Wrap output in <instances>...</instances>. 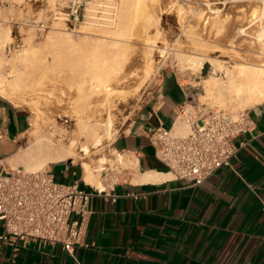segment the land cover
<instances>
[{
    "label": "rangeland",
    "instance_id": "rangeland-1",
    "mask_svg": "<svg viewBox=\"0 0 264 264\" xmlns=\"http://www.w3.org/2000/svg\"><path fill=\"white\" fill-rule=\"evenodd\" d=\"M262 1L87 0L84 20L72 26L53 18L58 0H0V85L3 87L0 88V95L4 94L2 96L8 97L14 105L27 111L30 118L28 131L20 142L18 157L33 150L37 136L51 135L49 137L54 144L66 145L73 139L82 142L78 117L84 122L104 120L109 114L112 121L109 138L87 155L80 153L74 163L61 162L73 164L80 170L81 163H86L92 170L96 160L103 157V152L111 149L112 140L127 129L136 111L157 86L161 70L169 65L175 69L181 82L191 85L196 112L216 108L231 113L248 112L257 105L245 107L235 102H226L223 106L217 104L214 98L207 96L205 80L213 76L225 84L228 73L234 70V53L239 51L242 56H254L252 43L264 29ZM91 6L93 11L88 14ZM241 27H245L246 33L238 37L236 32ZM134 34L136 37L133 36V39L130 35ZM227 34L233 36L232 42L241 45L239 49L230 46L232 51L230 43H225L227 47L224 45L221 39ZM149 36L152 39L149 42L153 43L143 44L146 48L141 42H146L143 38ZM129 39H132L130 43ZM221 48H224V55ZM80 52L89 59L94 56L96 60L100 58L111 62V70L102 72V76L85 75L91 79L93 87L97 83L87 99L77 87L78 79H72L73 63L69 66L64 64L67 57L81 56ZM22 54L27 62L22 60ZM119 54L120 57L126 55L121 60ZM205 55L216 56L217 60L213 59L222 69L212 72V64L205 62L198 70L191 59L199 60ZM63 76L65 79H60ZM231 76L234 78L235 74ZM90 82L82 85L83 89L86 90ZM188 110L189 115L182 120L187 127L192 115L196 114L192 108ZM33 122L38 124V129H34ZM187 130L180 135H185ZM113 160L110 159V164L116 165ZM134 162V157L124 156L120 167L127 170L128 165ZM19 165L24 164L10 163L13 168ZM49 166L43 169L47 170ZM58 168L52 170L54 176H58ZM129 171L134 172V169Z\"/></svg>",
    "mask_w": 264,
    "mask_h": 264
},
{
    "label": "crops",
    "instance_id": "crops-1",
    "mask_svg": "<svg viewBox=\"0 0 264 264\" xmlns=\"http://www.w3.org/2000/svg\"><path fill=\"white\" fill-rule=\"evenodd\" d=\"M186 84L172 66L164 67L127 129L112 140L111 151L134 157V172L123 171L106 195L91 199L85 246L70 255L59 246L34 243H19L14 251L0 241V264H264V105L247 112L253 130L235 139L245 146L232 169L190 187L172 179L150 140L159 128L174 132L189 108L196 113ZM29 121L27 111L0 95L5 167L18 161ZM55 167L58 176L52 174ZM47 171L57 182L84 187L82 170L73 164H53Z\"/></svg>",
    "mask_w": 264,
    "mask_h": 264
},
{
    "label": "built area",
    "instance_id": "built-area-1",
    "mask_svg": "<svg viewBox=\"0 0 264 264\" xmlns=\"http://www.w3.org/2000/svg\"><path fill=\"white\" fill-rule=\"evenodd\" d=\"M86 4L87 0H58L53 18L76 26L84 20ZM189 99L196 111L194 99L192 96ZM252 130L253 123L246 111L231 113L216 108L197 111L185 135L159 128L150 140L159 148L157 158L172 179L197 187L216 172L232 169L233 160L245 146L235 144V139ZM123 157L107 149L96 160L92 170L98 174L102 189L84 180V187L78 182L60 183L45 169L27 172L19 167H5L0 160V241L8 243L14 251L19 243H34L59 246L70 255L76 247L85 246L91 199L106 195V190L119 182L123 171L135 167L129 164L127 170L122 169ZM111 158L116 165L110 164ZM261 210L264 211V198Z\"/></svg>",
    "mask_w": 264,
    "mask_h": 264
},
{
    "label": "bare ground",
    "instance_id": "bare-ground-1",
    "mask_svg": "<svg viewBox=\"0 0 264 264\" xmlns=\"http://www.w3.org/2000/svg\"><path fill=\"white\" fill-rule=\"evenodd\" d=\"M260 2H261V0H260ZM262 2H264V1H262ZM90 8L88 9V10H90V11H88V14H90V12L93 11V6H91ZM139 27H137V28H139ZM244 28L241 27L237 30L236 33H237L238 37L245 35L246 32H245ZM139 31H141L140 28H139ZM149 32H150V30H149ZM7 33H9V32H7ZM136 34L130 35V36L133 38V36L136 37ZM148 34H146V36ZM262 34H264L263 28H262L261 34L258 36V38L254 39V42L252 43L254 46L253 50L255 49V51H253V55H254L253 57L252 56L251 57H245V55L242 56L241 54L238 53L239 51L237 53H234V54L232 53L233 54L232 60L235 64L234 68H233L234 70L230 71V72H232L231 74L228 73V76H227L228 78L226 79L227 82L225 84L218 82L216 80V78L213 76L210 79L205 80V88H206L207 96L210 98H214L217 101V104L219 103L221 106H223V104H225L226 102H228V103L235 102V104H237L238 106H245V107L264 104V38H261ZM53 36H55V35H53ZM142 36H144V35H142ZM223 38L224 39H221V40L224 41V45H225V43H227L226 45H228L230 43L229 47L233 46L237 49H239V46H241V45L235 44L234 42L231 41L233 36H228V34H227ZM144 39H146V42H144V43L141 42L142 45L145 43H150V45H152L153 42L152 43L149 42L152 40L150 38V36H149V38L148 37L143 38V40ZM131 40L129 39V43ZM138 42H139V40H138ZM133 43L134 42H132V44ZM205 44H206V42L204 43V45ZM143 46H145V45H143ZM149 46H148V48H149ZM230 48H232V47H230ZM86 49H88V48H86ZM214 49L216 50L217 48H214ZM221 50H222L221 54L224 55L225 54V52H223L224 48L223 49L221 48ZM230 50L233 51V48ZM145 51H147V50H145ZM226 52H227V50H226ZM243 52H245V51H243ZM213 53H215V52H213ZM79 54H81V56L76 57L73 55V56L67 57L64 64L67 66L68 64L73 63V69H74V75L75 76L72 75V79H78L79 86H77V87H79L80 92H84L85 95H83V96L85 99H87L90 96V94H92L94 92V89L97 87V83H95L96 86L93 87V84L90 82L91 79L86 78L85 75L90 74L92 77H99V75L102 76L104 73L111 70V66H110L111 62H108L107 59H100V58L98 60H96L94 56L90 57V59H89V58L85 57V55H82L81 52ZM121 54H124V52ZM125 55H123V57H120V54H119L120 59L122 60ZM222 55H221V57H223ZM19 56L21 57V55H19ZM116 56H118V55H116ZM215 57H213V58H215ZM213 58L205 55L202 59H199V60L191 59V61L196 65L195 67L198 70H200L203 67V64L205 62H207V63L210 62L212 64L211 65L212 66V72H216L222 68H220L219 64H217V62H216L217 59L215 58L216 59L215 60ZM230 58H232V57H230ZM18 60H20V58ZM22 60L23 61L25 60V62H27L26 58H24V55H23ZM116 60L118 61V59H116ZM121 60H119V61H121ZM31 64H34V63H31ZM82 69H83V71H82ZM102 72H104V73H102ZM232 74H235L234 78L231 76ZM60 79L64 80L65 76L61 77ZM89 82L91 83L90 86L86 90L83 89L82 85L89 83ZM218 83H220V84H218ZM0 88H3V87L0 85ZM14 88L12 89V92L15 90ZM13 93L15 94V92H13ZM2 95H4V94H2ZM17 96L18 95L16 94L15 97H17ZM7 99H8V97H7ZM10 101H12V100H10ZM86 107H88V106H86ZM90 116H92V115H90ZM89 117H87V119H89ZM82 119H81V117H78V122H77L78 127H79V135H80V138L82 139V142H77L76 140L73 139V140H69L66 145L59 143V142L54 144L52 142V139H51L52 137H49L51 135L41 136V137L37 136L36 142L33 145V147H34L33 150L32 149H31V151L28 150L21 157L18 158V161L16 160L18 164L19 163L24 164L23 166L20 165L19 168L24 167V170H26L27 172H35L37 170H42L45 166L47 167V165H53V164L66 162V161H73L72 163H74L76 158L81 156L80 153H86V155H87V153H89L91 149H94L96 147L101 146L103 143V140L109 138L110 133H111V128H112L111 116L109 114L104 118V120L93 119V120H87V121L82 122ZM182 119L184 120V118H182ZM35 120L36 119H34V121ZM37 125L38 124H36V122H33L34 129H38ZM187 128H188L187 124L185 122H183L182 120H179L175 125V128H174L175 131L174 132L177 135H180V134H183V132H185V130ZM81 166H82V170H83V174H84L83 180L87 184H90V185L96 187L97 189H102L103 186L101 185L98 174H95L90 169V166L86 163H81ZM147 180H151V179L147 178Z\"/></svg>",
    "mask_w": 264,
    "mask_h": 264
}]
</instances>
